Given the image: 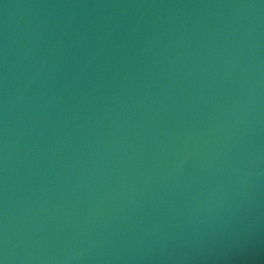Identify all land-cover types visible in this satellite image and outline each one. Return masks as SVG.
<instances>
[{"label":"water","instance_id":"1","mask_svg":"<svg viewBox=\"0 0 264 264\" xmlns=\"http://www.w3.org/2000/svg\"><path fill=\"white\" fill-rule=\"evenodd\" d=\"M0 264H264V0H0Z\"/></svg>","mask_w":264,"mask_h":264}]
</instances>
